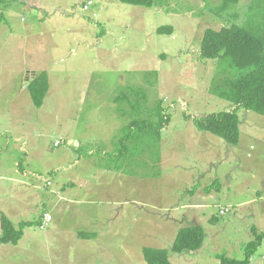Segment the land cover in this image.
<instances>
[{"label": "rangeland", "instance_id": "obj_1", "mask_svg": "<svg viewBox=\"0 0 264 264\" xmlns=\"http://www.w3.org/2000/svg\"><path fill=\"white\" fill-rule=\"evenodd\" d=\"M250 1L230 17L247 20ZM217 4L0 0V213L30 222L17 244H0V264H147L145 246L167 249L172 264L243 259L253 229L264 232V116L239 109L231 145L193 123L233 107L208 91L216 61L198 56L205 29L227 23ZM168 24L172 34L156 32ZM42 71L49 88L36 107L26 83ZM127 87L169 114L154 147L126 139L142 120ZM192 223L201 247L173 251ZM250 264H264V241Z\"/></svg>", "mask_w": 264, "mask_h": 264}, {"label": "trees", "instance_id": "obj_2", "mask_svg": "<svg viewBox=\"0 0 264 264\" xmlns=\"http://www.w3.org/2000/svg\"><path fill=\"white\" fill-rule=\"evenodd\" d=\"M123 3L151 7L160 6L166 0H120ZM218 4L213 12L227 21L219 29L206 28L199 44L198 56L201 60L216 61L215 76L209 86V93L228 101L231 110L209 113L193 119L195 127L220 137L227 144H237L240 138L239 109L252 110L264 116V0H251L246 13L248 19L243 22L233 20L232 12L240 0H216ZM251 17H254L251 20ZM228 19H231L228 22ZM233 20V21H232ZM158 34H172L173 27L168 25L156 29ZM205 61V60H204ZM45 71L35 72L26 83L32 103L40 107L49 88V79ZM127 101L131 111L138 117L133 121L136 131L128 138L137 143L145 141L158 143L161 128L169 121V114L162 107V100H157L153 107L144 104L145 93L138 88L127 87ZM144 102V103H143ZM132 123V122H131ZM210 187H217L212 183ZM209 190V187H206ZM30 222L15 227L12 220L0 213V244H17L23 236V228ZM41 224V222H40ZM255 232V239L244 245L243 259L222 256L214 264H250V258L264 241V232ZM82 238H93V232H80ZM205 232L200 224H190L178 229L171 249L175 252H192L199 249L204 241ZM147 264H172L165 248L145 246L141 250Z\"/></svg>", "mask_w": 264, "mask_h": 264}, {"label": "built area", "instance_id": "obj_3", "mask_svg": "<svg viewBox=\"0 0 264 264\" xmlns=\"http://www.w3.org/2000/svg\"><path fill=\"white\" fill-rule=\"evenodd\" d=\"M88 3L87 2L85 5H84V8H87L88 7ZM220 213H224L223 210L220 211ZM51 220V215L49 212H44L43 215H42V221H41V224L39 225L40 228H44V225H47L49 223V221Z\"/></svg>", "mask_w": 264, "mask_h": 264}, {"label": "crops", "instance_id": "obj_4", "mask_svg": "<svg viewBox=\"0 0 264 264\" xmlns=\"http://www.w3.org/2000/svg\"><path fill=\"white\" fill-rule=\"evenodd\" d=\"M12 212H13V210H12ZM14 212H16V211H14ZM2 213H4V212H2ZM5 214V213H4ZM7 215V214H6ZM8 216V215H7ZM9 218H10V216H8ZM11 219V218H10ZM13 222V221H12ZM193 224V223H192ZM15 225V224H14Z\"/></svg>", "mask_w": 264, "mask_h": 264}, {"label": "clouds", "instance_id": "obj_5", "mask_svg": "<svg viewBox=\"0 0 264 264\" xmlns=\"http://www.w3.org/2000/svg\"><path fill=\"white\" fill-rule=\"evenodd\" d=\"M45 212H47V211H45Z\"/></svg>", "mask_w": 264, "mask_h": 264}]
</instances>
